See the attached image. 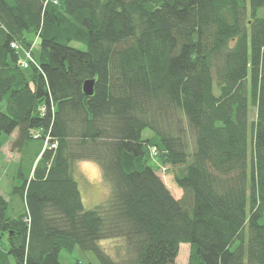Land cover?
Returning a JSON list of instances; mask_svg holds the SVG:
<instances>
[{
  "label": "trees",
  "instance_id": "trees-1",
  "mask_svg": "<svg viewBox=\"0 0 264 264\" xmlns=\"http://www.w3.org/2000/svg\"><path fill=\"white\" fill-rule=\"evenodd\" d=\"M36 36L38 64L22 68L12 43ZM16 128L13 145L36 140L40 156L16 216L0 194L14 264H66L76 247L99 264H179L181 243L188 264H264V0H0V148ZM80 160L112 185L94 208ZM113 238L121 263L100 244Z\"/></svg>",
  "mask_w": 264,
  "mask_h": 264
},
{
  "label": "rangeland",
  "instance_id": "rangeland-1",
  "mask_svg": "<svg viewBox=\"0 0 264 264\" xmlns=\"http://www.w3.org/2000/svg\"><path fill=\"white\" fill-rule=\"evenodd\" d=\"M72 44L75 46L84 47L83 43L73 41ZM216 91H217V88H216ZM250 117L252 120L256 118V109L254 107L251 108ZM148 134H150V131L146 129L144 131V135L146 136ZM4 148L3 150L5 152ZM85 161L89 164H93L92 162H94L90 160H85ZM2 164H3V152L0 150V169L2 167ZM82 164H83L82 162L76 163L74 176L79 183L81 194H83L82 199L84 200L85 207L94 208L97 205L102 204L108 199L111 193V190H112V185L110 181L102 177L103 174L101 176L100 171L99 173L97 172V169L95 167L85 168L82 166ZM28 166H29V160L25 158L22 164L23 173H25V170L26 168H28ZM9 168H10V165L5 166V169L2 172L3 175L0 172V178H1L0 184L2 187V191L4 194H7V195L9 194V189L12 190V186H14L17 180L19 181L17 185H21L23 183V177L19 173L20 170L18 169L14 171L13 168L11 169ZM158 173L162 175L167 186L172 190L173 193L176 192V188H178L179 191L182 190L181 187H179L177 183L175 182L171 170L169 169L167 171L161 170V171H158ZM96 181L97 183H95ZM7 183H9L8 186H7ZM103 190L107 191V195L104 196ZM100 244L106 250V252H109L111 254L112 258L119 261L120 263L122 262L121 260H123V258L130 257V253L128 252L125 240L123 238L103 239L100 241ZM9 246H10V241L8 238V234L0 237V253L2 256V257L0 256V259L4 257V259H6L7 262H9L10 264H14L15 263L14 258L8 252ZM189 253H190V244L181 243L179 255L177 257V262L179 264H188ZM60 259L66 264L74 261L75 259H80L85 264L90 263V262L93 264L100 263L99 259L97 258L96 254L93 251L83 250L80 247H76L72 252L62 251L60 253Z\"/></svg>",
  "mask_w": 264,
  "mask_h": 264
},
{
  "label": "crops",
  "instance_id": "crops-1",
  "mask_svg": "<svg viewBox=\"0 0 264 264\" xmlns=\"http://www.w3.org/2000/svg\"><path fill=\"white\" fill-rule=\"evenodd\" d=\"M18 137H19V129L18 128H16L11 134L6 135L4 137V143H3L2 147L0 148V150L3 152V164H2V167L0 169L1 174L4 171L5 166H8V165H10L9 169L13 168L14 171L19 169L20 170L19 173L22 174L23 173L22 172V170H23L22 164L24 162V159L26 158V159L29 160V166H30L31 164H33L35 162L34 161L35 160L34 159L35 156L37 154H39L38 158L40 156V153H39L40 152V146H39V144H38V142L36 140L24 139L22 142L20 141V143H18V145L14 146L13 142ZM3 148L5 149V152H4ZM79 162H82L83 163L82 166L85 167V168H87V167H89V168L90 167H95L97 169V172L99 173V171H100L101 176H102V171H101L100 167L95 162H92L93 164H89L85 160H80V161H78V163ZM14 175H15V173H14ZM160 176L162 177L161 174H160ZM0 182H1V178H0ZM18 182H19L18 180L15 182L14 186H12V190L9 189V194L8 195L3 193L2 187H1V184H0V194L4 195L6 199H12L13 200L14 206L12 207V210H10L11 215H13V216H16L17 213L20 211V209L22 207L21 201H19L18 199L14 200L13 196H12V194L14 193V187L18 186L17 185ZM164 182H165V180H164ZM95 183H97V181ZM8 184L9 183H7V186H8ZM103 193H104V196L107 195V191L103 190ZM173 195L177 199H179L183 195V190L179 191V189L176 188V192L173 193ZM83 202H84V200H83Z\"/></svg>",
  "mask_w": 264,
  "mask_h": 264
},
{
  "label": "built area",
  "instance_id": "built-area-1",
  "mask_svg": "<svg viewBox=\"0 0 264 264\" xmlns=\"http://www.w3.org/2000/svg\"><path fill=\"white\" fill-rule=\"evenodd\" d=\"M37 38H38V36H36L34 38V41L28 47L25 46L24 44L20 43V42H17V41L12 43V47L15 48L20 55V63L19 64L22 68H29L32 64H36V65L38 64L36 57L34 55V51L38 46ZM44 112H45V110L43 111V113ZM38 135L39 134H36L35 136H38ZM48 140H50V136H47L46 143ZM51 147H57V142L52 143ZM163 169H165V168L163 167Z\"/></svg>",
  "mask_w": 264,
  "mask_h": 264
},
{
  "label": "water",
  "instance_id": "water-1",
  "mask_svg": "<svg viewBox=\"0 0 264 264\" xmlns=\"http://www.w3.org/2000/svg\"><path fill=\"white\" fill-rule=\"evenodd\" d=\"M95 79H88L83 84V90L86 95H92L94 93Z\"/></svg>",
  "mask_w": 264,
  "mask_h": 264
}]
</instances>
